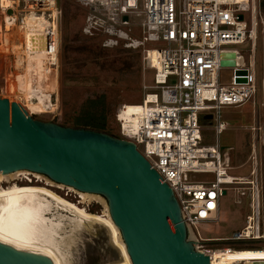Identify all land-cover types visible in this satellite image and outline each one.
Segmentation results:
<instances>
[{"label": "built area", "instance_id": "2783aa9c", "mask_svg": "<svg viewBox=\"0 0 264 264\" xmlns=\"http://www.w3.org/2000/svg\"><path fill=\"white\" fill-rule=\"evenodd\" d=\"M74 2L82 10L83 35L96 40L104 49L141 52L145 68L154 71L153 80L143 86L142 101L136 106L139 114L135 112V118H129L124 112L126 104L117 111V134L135 143L173 189L189 229V239L193 235L194 246L203 252V244L210 240L201 235L200 227L219 219L222 197L234 190L233 181H238L234 178H241L227 173L231 155L221 146L219 135L228 129L229 123L221 117L220 110L246 103L258 90L257 45L253 38L254 27L257 33L259 27L258 21L255 23L256 0ZM10 10L12 14H8ZM32 11L49 22L45 28L49 37L46 59L51 67H56L62 0H12L2 15L4 19L8 14L10 19L14 14ZM248 14L250 25L246 21ZM248 41L249 62L231 67L230 83H222L220 71L230 67L222 66L221 62L229 59L227 53L247 50L237 47ZM238 69L248 70L247 82H236ZM51 106L52 100L44 113H49ZM201 120L214 127L217 137L214 144L205 143V124ZM196 173L211 174L214 179L191 180L189 175ZM256 183L251 190V215L247 216V226L238 233L245 239H254L255 231L260 232L261 198L258 180ZM249 225L251 236L245 232Z\"/></svg>", "mask_w": 264, "mask_h": 264}, {"label": "rangeland", "instance_id": "374dc122", "mask_svg": "<svg viewBox=\"0 0 264 264\" xmlns=\"http://www.w3.org/2000/svg\"><path fill=\"white\" fill-rule=\"evenodd\" d=\"M256 6L259 23L256 50L258 90L246 103L221 108V117L229 123V127L219 135V142L222 147L230 151L231 159L228 163L230 168L227 171L229 175L251 178L255 181V185L258 180L261 198V225L260 233L255 231V236L260 235L261 239H257V241L254 239H234L245 227L247 216L251 215V190L254 187V184L235 185L234 190H229L221 199L219 219L206 223L199 229L201 235L210 240L203 244L204 250L221 252L228 249L264 248V106L262 105L264 101V24H260L264 21V0H256ZM248 17L249 14L246 21L250 25ZM82 23V10L76 6L74 0H62L58 63L56 67H51L49 64L44 67L46 71H51H47L46 76L53 80L52 84L54 83L55 69L57 70V87L51 99L54 106L48 108L49 113L34 114L33 116L36 119L53 121L67 127L87 128L118 135L117 111L123 104L141 103L144 93L143 86L150 84L153 80L154 71L145 68L142 53L139 51L102 48L96 40L83 35ZM6 25L8 26V23L5 22L0 12L2 31L5 30ZM14 25L16 28L19 26V24ZM10 27L11 31L12 29L13 31L16 30L12 25ZM1 35L2 32L0 31V45H2ZM150 46L161 47L162 45ZM237 48L247 49L242 54L248 63L250 41ZM44 49L38 48L37 51H44ZM14 56L16 55H13V58ZM29 56L32 59L30 54ZM7 60L0 50L1 75L3 72L6 75L9 72L14 73L13 69L16 70L17 67H21L23 70V65L14 62L16 65L12 66L11 61ZM45 60L47 59H43V61ZM5 64L9 66L6 67ZM41 68L36 70L39 75L42 74ZM27 72V74L31 72V66ZM21 73V71L15 72L11 78L15 90H20ZM232 74L231 67L221 69L220 81L230 83ZM5 82L4 79L0 78V97L8 98L11 102H18L14 97L10 99L9 95H6L7 93L3 88ZM102 121L105 122V127H102ZM207 122V120H201V123L205 124L203 128L204 140L206 144H214L217 139L216 133L214 127ZM255 168H257V173L253 175L251 172ZM24 172L30 174L21 176L16 180L17 183L22 185L35 184L49 188L71 205H77L80 208L86 206L88 213L102 214L104 206L101 202L80 203L81 198L76 192L79 190L56 183L41 173ZM36 175H40L39 179H36ZM189 176L194 181L214 179L213 175L205 173L190 174ZM44 181H48V183H44ZM54 183L55 185L51 186ZM0 184L8 185L3 179ZM57 185L63 187L58 188ZM244 192L245 194H242ZM101 198L106 201L104 196ZM212 239L216 240L211 241ZM73 264H123V257L112 244L108 228L101 224H94L89 231L83 232V238L79 241Z\"/></svg>", "mask_w": 264, "mask_h": 264}, {"label": "water", "instance_id": "95a60500", "mask_svg": "<svg viewBox=\"0 0 264 264\" xmlns=\"http://www.w3.org/2000/svg\"><path fill=\"white\" fill-rule=\"evenodd\" d=\"M221 65L235 67L236 62L224 59ZM247 75V69L236 70V82H247ZM21 169L104 196L133 264L210 263L189 239L173 189L135 143L36 119L20 103L0 97V173ZM0 264L55 263L0 241Z\"/></svg>", "mask_w": 264, "mask_h": 264}, {"label": "bare ground", "instance_id": "6f19581e", "mask_svg": "<svg viewBox=\"0 0 264 264\" xmlns=\"http://www.w3.org/2000/svg\"><path fill=\"white\" fill-rule=\"evenodd\" d=\"M11 5L12 0H0V8L3 7L2 13L4 9ZM8 14L4 16L8 26L6 25L3 31L0 28L2 32L0 50L6 59L11 61L12 66L14 62H18L16 64L23 65V70L21 67H17L16 70L13 69L14 73H12L9 72L8 68L9 73L7 75L4 72V74H0V78L6 81L5 87H3L4 91L7 93L6 95H9L10 99L14 97L29 114L44 113L47 109V104L51 103V96L57 87V70L55 69L54 83L52 84L53 80L46 76L48 70L46 71L44 68L48 65L47 60L43 61V59L47 58L46 47L49 37L45 32V28L49 25V22L44 16L37 15L34 11L20 15L21 18L14 14L9 19ZM256 21L257 19H255V23ZM14 24H19V26L16 28ZM10 25L15 27L16 30L14 29L15 31H13L12 29L11 31ZM253 38L257 45L256 26L253 29ZM38 48L45 49L44 51H37ZM29 54L32 59H30ZM13 55L16 56L13 58ZM228 57L229 59H235L236 65H242L246 62L242 53ZM7 66L9 65L7 64ZM30 66L31 72L27 74V69ZM37 68H41L42 74H38ZM18 71L23 74L21 73L20 75L22 76L20 90H15L11 78ZM126 105L128 108L124 110L125 114L129 118L134 119L135 112L140 111V109L136 107L137 104ZM137 114L139 113L137 112ZM24 171L29 170L21 169L11 173H0V181L3 179L5 183H8L7 186L0 184V241L2 243L11 245L19 250L45 255L52 259L55 264H73L79 241L83 238V232L89 231L94 224H101L108 228L112 244L123 257V264H133L121 231L111 217L107 200L105 201L101 198V195H96V193H80V190L76 191L81 198L80 203L91 204L99 201L103 204L104 210L102 214L88 213L86 206L80 208L77 205H71L62 196H59L49 188L35 184L22 185L17 183L16 180L21 176L30 174ZM256 173L257 168H255L253 175ZM38 177L40 175H36V179H39ZM235 179H238V181H233L236 185L255 184V181L248 177ZM44 183H48V181H44ZM56 183L63 184L60 182ZM54 185L55 183L51 186ZM56 187L62 188L63 186L57 185ZM246 229V235L251 236L252 225H249ZM235 237V240L245 239L240 236ZM254 238L261 239V236L257 235ZM191 239H194L193 235ZM214 240L216 239L211 241ZM203 252L210 258L209 264H242L243 262H246V264H264L263 249H228L221 252L204 250Z\"/></svg>", "mask_w": 264, "mask_h": 264}, {"label": "trees", "instance_id": "16d2710c", "mask_svg": "<svg viewBox=\"0 0 264 264\" xmlns=\"http://www.w3.org/2000/svg\"><path fill=\"white\" fill-rule=\"evenodd\" d=\"M103 120H104V118H103ZM97 125H98V124H97ZM101 125H102V127H105V122L102 121ZM240 249H243V248H240Z\"/></svg>", "mask_w": 264, "mask_h": 264}, {"label": "flooded vegetation", "instance_id": "af4514ba", "mask_svg": "<svg viewBox=\"0 0 264 264\" xmlns=\"http://www.w3.org/2000/svg\"><path fill=\"white\" fill-rule=\"evenodd\" d=\"M259 233H260V232H259ZM254 240L257 241V239H255V238H254ZM256 249H263V250H264V248H256ZM244 264H246V262H244Z\"/></svg>", "mask_w": 264, "mask_h": 264}]
</instances>
